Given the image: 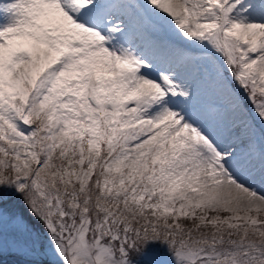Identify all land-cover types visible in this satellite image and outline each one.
<instances>
[{"label": "snow or ice", "instance_id": "6c2138e0", "mask_svg": "<svg viewBox=\"0 0 264 264\" xmlns=\"http://www.w3.org/2000/svg\"><path fill=\"white\" fill-rule=\"evenodd\" d=\"M0 264H264V0H0Z\"/></svg>", "mask_w": 264, "mask_h": 264}]
</instances>
